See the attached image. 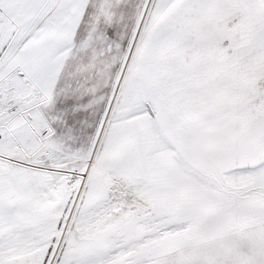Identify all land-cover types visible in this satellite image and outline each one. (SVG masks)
Wrapping results in <instances>:
<instances>
[{
  "label": "snow or ice",
  "instance_id": "6c2138e0",
  "mask_svg": "<svg viewBox=\"0 0 264 264\" xmlns=\"http://www.w3.org/2000/svg\"><path fill=\"white\" fill-rule=\"evenodd\" d=\"M0 264H264V0H0Z\"/></svg>",
  "mask_w": 264,
  "mask_h": 264
}]
</instances>
